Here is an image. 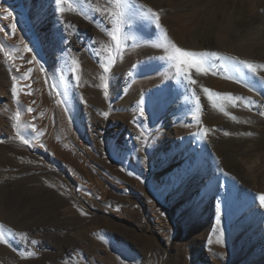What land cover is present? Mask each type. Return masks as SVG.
I'll list each match as a JSON object with an SVG mask.
<instances>
[{"label":"rangeland","instance_id":"rangeland-1","mask_svg":"<svg viewBox=\"0 0 264 264\" xmlns=\"http://www.w3.org/2000/svg\"><path fill=\"white\" fill-rule=\"evenodd\" d=\"M138 3L179 47L264 64V0ZM63 6L0 0V264H264V89L230 61L190 84L162 49L141 55L160 31L135 3L115 23L107 0ZM131 16L149 33H125ZM160 68V87L142 82Z\"/></svg>","mask_w":264,"mask_h":264},{"label":"snow or ice","instance_id":"snow-or-ice-1","mask_svg":"<svg viewBox=\"0 0 264 264\" xmlns=\"http://www.w3.org/2000/svg\"><path fill=\"white\" fill-rule=\"evenodd\" d=\"M56 11L63 15L65 13V7L63 6L66 3V0H53ZM108 7L105 8L103 11L101 9L97 8L95 9L96 12H99L101 15H106L110 18V20L115 23L117 18L120 19V21H124L126 18V12L131 7L133 3L136 4L137 8L139 9L142 16L149 21V23H152L154 25L155 29H159L160 33L163 36V40L161 43L156 44L155 47L158 49H165L166 55L158 56L157 58L160 60H165L169 62L172 67L175 68L176 73L181 78H186L190 84H195L196 81L192 79V73H203L207 74L206 69L204 68V64L208 63L212 68L217 67L216 62H221L219 67L223 68L225 62H232V67L234 71L240 72L241 69H247L248 73L251 74V76L255 79L256 84L254 87H256L258 90L264 89V76H258L257 75V68H264V64L255 65L254 63L247 61V60H241L238 57L228 56L220 52L216 51H192L188 50L182 47H179L175 42H173L170 37L168 36L167 30L164 28L162 22H161V16L163 10L160 11H154L151 8H148L147 6L143 4H139L138 0H107ZM112 7H115L117 9L116 12L111 11ZM8 15H11V13H8ZM65 23H67L65 21ZM11 29L13 32L16 30V23H12ZM67 31V29H66ZM120 32L119 26H117L115 29L109 32V35L111 36V39L113 40L115 44V48L119 50L122 46V40L117 33ZM63 41V37L61 38ZM36 48V44H32L31 47L28 45H25V49L27 52H33ZM36 57H33V60H35ZM116 60L115 57H110L108 63L109 64H115ZM31 63V61H29ZM75 63V61H73ZM103 73L107 74L110 72V68L108 64H104L101 66ZM135 67V65H133ZM43 70V68H42ZM226 70V69H225ZM31 71V70H29ZM213 75H217L218 73L216 71L212 72ZM131 75V73H129ZM231 79L232 77H226ZM80 77L76 76V80L79 81ZM100 79L104 81L102 87L104 89V95L107 97L109 95L108 88L109 84L108 81L105 78V75H101ZM237 83H240V80H236ZM247 84V81H245ZM30 87V86H29ZM203 91L205 93H208L210 90L207 88H204ZM12 94L15 97L16 95V88L13 86L12 88ZM216 95H223L225 97H231V93H217ZM211 98V97H209ZM235 100H246L247 103L245 104V107L257 104L258 101L252 100L250 97H236ZM199 102V97H197V103ZM139 108L138 113L141 117L145 116V107L144 101L139 102ZM31 110V109H29ZM223 111V109H221ZM262 116H264V112L260 113ZM105 116H107V113H104ZM233 119H236L235 117H232ZM133 123H137L135 120ZM142 129V125H138ZM33 127H35L33 125ZM205 135L208 132V129H204ZM225 135H228L226 132ZM248 135H251V133H248ZM143 137V130H141L140 135L137 137V139H141ZM25 144H28L27 140H24ZM134 173H129V175H133ZM259 200V207L264 208V193L260 194L258 197ZM0 242L7 243L8 241L4 238V233L0 231ZM31 243H36L35 241H31Z\"/></svg>","mask_w":264,"mask_h":264},{"label":"bare ground","instance_id":"bare-ground-1","mask_svg":"<svg viewBox=\"0 0 264 264\" xmlns=\"http://www.w3.org/2000/svg\"><path fill=\"white\" fill-rule=\"evenodd\" d=\"M48 4H50L51 5V9H53L52 7H54V10L56 9V6H55V4H54V2H53V0H48ZM45 12H47L48 11V6L46 5V7H45ZM133 12V11H132ZM138 12V11H137ZM37 14L38 13H44L43 11H37L36 12ZM136 13V12H135ZM130 14V13H129ZM133 15H135V14H133ZM139 16H140V14H139ZM131 17H133V16H131ZM141 20V19H140ZM40 21H44L41 17H40ZM130 21H132L131 23H132V27L131 28H129V29H127V30H125V33H127L128 35H131V37H132V35L133 36H142V35H144V34H147V33H149V29H146L144 26H140V24L141 23H139L138 22V19L137 18H135V17H133L132 18V20H130ZM147 21V20H146ZM149 22V21H148ZM40 23V22H39ZM143 25V24H142ZM128 28V27H127ZM151 29V28H150ZM159 31V30H158ZM146 32V33H145ZM157 32V31H156ZM160 33V32H159ZM156 33L154 36V42H152V44L149 46V47H146L145 49H144V51H142L141 52V55L143 54V55H145V57L146 56H149L148 55V50H153L154 52H156V54L158 53V51H160V49H158V48H156L155 47V45L156 44H159V43H161L162 42V40H163V36H162V34L160 33ZM152 35V34H151ZM149 41H152V40H149ZM144 46V45H143ZM142 47V46H141ZM163 50V55H164V53H166V51H165V49H162ZM162 53V52H161ZM160 55V54H159ZM148 59V58H147ZM133 62V61H132ZM229 67V66H228ZM170 68V67H169ZM230 69H231V67H230ZM171 70L170 69H167V68H160V71L158 70V72H156V73H153V75L152 76H148V77H146V79L144 80V81H142L143 83H145V82H151V83H155L156 84V86H158V87H160V85H161V83H163L167 78V76H168V74H170L169 72H170ZM142 83V84H143ZM146 84V83H145ZM141 86V85H140ZM162 92V91H161ZM191 128V127H190ZM80 142H82L83 144H84V146L87 148V144L85 143V142H83V140H81ZM83 158H86V157H83ZM98 184V183H97ZM245 215V214H244ZM252 215V214H251ZM250 215V216H251ZM248 217H246L245 219H247ZM248 220V219H247ZM247 220H245V221H247ZM249 221V220H248ZM247 228V227H246ZM243 229V228H242ZM241 231V229L240 228H237V233H239Z\"/></svg>","mask_w":264,"mask_h":264},{"label":"built area","instance_id":"built-area-1","mask_svg":"<svg viewBox=\"0 0 264 264\" xmlns=\"http://www.w3.org/2000/svg\"><path fill=\"white\" fill-rule=\"evenodd\" d=\"M76 148L81 157H87L89 155V148H86L80 140L78 141Z\"/></svg>","mask_w":264,"mask_h":264}]
</instances>
